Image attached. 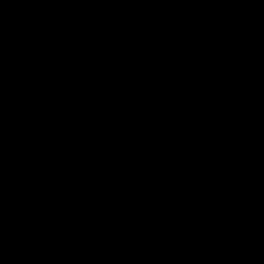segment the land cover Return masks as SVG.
I'll list each match as a JSON object with an SVG mask.
<instances>
[{
	"label": "water",
	"instance_id": "95a60500",
	"mask_svg": "<svg viewBox=\"0 0 264 264\" xmlns=\"http://www.w3.org/2000/svg\"><path fill=\"white\" fill-rule=\"evenodd\" d=\"M0 264H264V0H0Z\"/></svg>",
	"mask_w": 264,
	"mask_h": 264
}]
</instances>
